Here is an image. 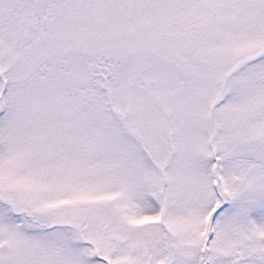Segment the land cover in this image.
I'll use <instances>...</instances> for the list:
<instances>
[{
  "label": "snow or ice",
  "instance_id": "1",
  "mask_svg": "<svg viewBox=\"0 0 264 264\" xmlns=\"http://www.w3.org/2000/svg\"><path fill=\"white\" fill-rule=\"evenodd\" d=\"M0 264H264V0H0Z\"/></svg>",
  "mask_w": 264,
  "mask_h": 264
}]
</instances>
